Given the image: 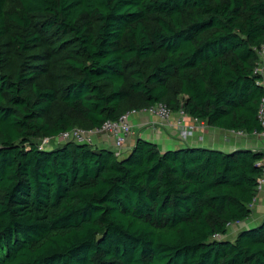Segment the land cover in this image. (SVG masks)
<instances>
[{"label":"trees","instance_id":"obj_1","mask_svg":"<svg viewBox=\"0 0 264 264\" xmlns=\"http://www.w3.org/2000/svg\"><path fill=\"white\" fill-rule=\"evenodd\" d=\"M264 0H0V264H264V152L39 140L156 105L261 133Z\"/></svg>","mask_w":264,"mask_h":264},{"label":"crops","instance_id":"obj_2","mask_svg":"<svg viewBox=\"0 0 264 264\" xmlns=\"http://www.w3.org/2000/svg\"><path fill=\"white\" fill-rule=\"evenodd\" d=\"M264 74H262L263 76ZM264 77V76H263ZM178 114L171 115L172 124L166 128L163 121L157 118L143 115L141 113H135L130 115L129 121L133 125V132L125 141L123 150L125 154L133 148L137 139L141 138L152 142L158 146L159 149L166 151L172 149L183 148L186 146L192 147H205L209 149L220 150L223 152H230L237 149H249L252 151H264V141L260 138L259 134H254L245 138H238L236 134L231 131H226L218 128L205 126V128L196 129L193 134L185 141L179 139V131L181 126H176ZM190 121L194 119L185 117ZM153 125L145 127V125ZM92 145L99 149H110L114 147L113 138L100 131L93 132L91 135ZM251 216L243 221L238 222L242 227H255L262 219L264 214V185L261 191L257 193V196L251 206ZM246 228V229H247Z\"/></svg>","mask_w":264,"mask_h":264},{"label":"built area","instance_id":"obj_3","mask_svg":"<svg viewBox=\"0 0 264 264\" xmlns=\"http://www.w3.org/2000/svg\"><path fill=\"white\" fill-rule=\"evenodd\" d=\"M263 59H264V53H260V63ZM260 63H259V65H260ZM257 71H258V69H257ZM155 109H157V111L159 110L158 115H159V117H162V118H167L171 114L162 105H156V106H153L147 110L154 111ZM147 110H144V111H147ZM132 113H136V112H132ZM128 116H129V114L122 116L117 122H106L98 130H93L90 132H84V131H81L78 129H74V130L69 131V132L61 133V135L58 138H54V139L58 140L60 143L76 142V143H88L89 144V141H87V139H88V137L91 138V135L93 132H97V131L107 132V133L112 134L111 136L113 137L114 147L116 150L114 152V154H115V156L119 157L121 151H123L128 133L130 132L131 125L128 122ZM257 118H258L260 126L262 128L261 133L259 135L264 140V99H262L261 105L258 109ZM181 135H182L181 136L182 139L189 137L192 135V130L190 128H188L186 130L183 129ZM50 140L51 139H43V142L46 143ZM39 148H43V147L40 146ZM258 165H260L262 167V174H261L260 178L257 180V183H258L257 190L259 192V191H261V189L264 185V159L261 160L258 163Z\"/></svg>","mask_w":264,"mask_h":264},{"label":"rangeland","instance_id":"obj_4","mask_svg":"<svg viewBox=\"0 0 264 264\" xmlns=\"http://www.w3.org/2000/svg\"><path fill=\"white\" fill-rule=\"evenodd\" d=\"M258 72L262 75V74H264V59L261 61V63H260V65L258 66ZM264 76V75H263ZM159 111V110H158ZM158 111H157V109H155L154 111H149V110H147V111H140V112H136V113H141V114H143V115H147V116H150V117H154V118H157V119H159L160 121H163V123H164V126L166 127V128H168L171 124H172V121H171V115H172V113L170 114V116L169 117H167V118H162V117H159V115H158ZM132 114H135V113H130L129 114V116H128V122L130 123V125H131V127H130V132L128 133V136L127 137H129V135H131L133 132L135 133V131L136 130H133V125L131 124V122L129 121V117H130V115H132ZM176 114H178L177 116H178V119H177V121L175 122L176 123V126H181V128H180V131H179V139L181 140V141H185V140H187L189 137H186V138H181V134H182V130L184 129V130H186V129H188V128H190L191 130H192V134H193V132L196 130V129H201V128H205V126H207L206 124H204V123H201V122H198V121H190V120H188L187 118H185L186 117V115H184L183 113H181V112H179V113H176ZM188 117V116H187ZM148 126H150L151 128H153V125L152 124H148L147 126L145 125V127H148ZM103 133H107V132H103ZM107 134H109L110 136L112 135V134H110V133H107ZM237 136H238V138H245V137H249L250 138V136H247V135H245V134H240V133H238V134H236ZM112 137V136H111ZM113 138V137H112ZM260 138H262L261 136H260ZM139 139H141V138H139ZM87 141H89V144H91L92 143V141H91V138H89L88 137V139H87ZM147 141V140H146ZM264 141V140H263ZM58 144H60V142L58 141V140H53V139H51L50 141H48V142H46V143H44L43 142V139H41V140H39V146H42L43 148H45V149H50V148H54V147H56ZM92 145V144H91ZM161 150V149H160ZM112 151H116L115 150V147H113V149H112ZM161 151H163V150H161ZM257 151V150H256ZM259 151H262V150H259ZM262 152H264V151H262ZM125 155V151L123 150V151H121V153H120V155H119V157H122V156H124ZM263 188V187H262ZM252 206V205H251ZM250 206V207H251ZM252 210V209H251ZM247 228V227H246ZM245 227H241L240 225H239V223H232V224H230L229 226H228V229H227V233H226V235L224 236V237H221V236H217V237H215V239H222V240H228V241H234L235 240V238H236V236L238 235V233L241 231V230H243V229H246Z\"/></svg>","mask_w":264,"mask_h":264}]
</instances>
